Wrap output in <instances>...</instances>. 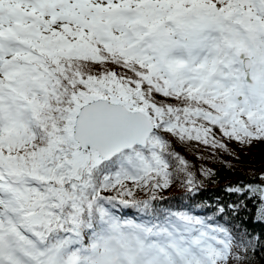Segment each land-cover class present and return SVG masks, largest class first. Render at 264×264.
Listing matches in <instances>:
<instances>
[{
	"label": "snow or ice",
	"instance_id": "snow-or-ice-1",
	"mask_svg": "<svg viewBox=\"0 0 264 264\" xmlns=\"http://www.w3.org/2000/svg\"><path fill=\"white\" fill-rule=\"evenodd\" d=\"M256 145L264 0H0V264H253ZM208 159L249 178L211 215L166 206Z\"/></svg>",
	"mask_w": 264,
	"mask_h": 264
},
{
	"label": "trees",
	"instance_id": "trees-1",
	"mask_svg": "<svg viewBox=\"0 0 264 264\" xmlns=\"http://www.w3.org/2000/svg\"><path fill=\"white\" fill-rule=\"evenodd\" d=\"M174 147L190 162L197 166L202 163L197 158L199 152L195 143L189 145L176 144ZM208 155H210V153ZM221 159L234 163L229 157H222ZM221 159H208L203 162L207 167L213 169L217 175L208 179L199 177L203 182V187L198 194L190 196L187 191L177 183L172 188L162 193L166 198L165 205L174 209H182L187 206L197 214L211 215V212L207 211L206 205L215 206L218 199L227 202L230 197H228L223 189L230 183H234L237 180H247L249 177L240 175L239 171L229 170L225 164L221 162ZM243 159L248 165V167L244 169L245 172L252 173L264 169V145H256L249 149L248 154L243 156ZM231 199H234V197ZM259 230V227H257V231ZM262 257H264V252L258 254L254 258L253 264H264V258Z\"/></svg>",
	"mask_w": 264,
	"mask_h": 264
}]
</instances>
